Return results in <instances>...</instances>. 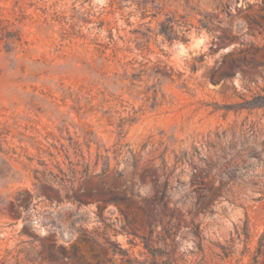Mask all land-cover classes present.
Segmentation results:
<instances>
[{
    "label": "rangeland",
    "instance_id": "1",
    "mask_svg": "<svg viewBox=\"0 0 264 264\" xmlns=\"http://www.w3.org/2000/svg\"><path fill=\"white\" fill-rule=\"evenodd\" d=\"M257 94L264 0H0V264H264Z\"/></svg>",
    "mask_w": 264,
    "mask_h": 264
},
{
    "label": "trees",
    "instance_id": "2",
    "mask_svg": "<svg viewBox=\"0 0 264 264\" xmlns=\"http://www.w3.org/2000/svg\"><path fill=\"white\" fill-rule=\"evenodd\" d=\"M202 26L207 28L205 23H202ZM163 32V31H162ZM256 107H264V94H257L252 97L250 102L246 106H241V108H256ZM228 108L227 110H229ZM133 118V115L130 117ZM119 129H121V123L117 125ZM197 149H195L196 151ZM198 152V151H196ZM216 154V153H214ZM210 155V153H174L172 162L169 163L165 156L160 157V163L158 165H152V179L151 184L152 188L155 190L154 200L157 202H161L164 198L170 196L171 192L178 185H184L182 175L185 173L184 166L187 164L191 171L196 169V163H194V158H196L198 164H205L206 159ZM132 166H135V161H133ZM225 163L220 164L218 172L215 173L218 176H221V179L228 173ZM197 199V196H196ZM173 204L176 206L177 204H181V206H193L195 201H178L175 200ZM190 213V211H188ZM168 226H164L163 230L167 235V238L170 240L168 243L166 239L161 240L162 248L153 247L148 242H144V248L146 253L151 256V264H173V259L171 255V251H173L174 239H170V234H172V229L175 228V224H171L167 222ZM113 246V243H109ZM170 247V249L168 248ZM172 247V248H171ZM60 253L64 254L63 249H60ZM165 256L166 258H163ZM51 257H55L51 255ZM128 264H134V262L128 261Z\"/></svg>",
    "mask_w": 264,
    "mask_h": 264
}]
</instances>
